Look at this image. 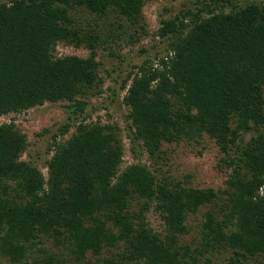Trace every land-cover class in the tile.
Instances as JSON below:
<instances>
[{"label":"trees","instance_id":"trees-1","mask_svg":"<svg viewBox=\"0 0 264 264\" xmlns=\"http://www.w3.org/2000/svg\"><path fill=\"white\" fill-rule=\"evenodd\" d=\"M148 1L0 4V117L57 102H67L70 121L84 114L99 82V36L80 30L70 11L112 13L139 25ZM194 1L206 10L162 22L156 36L167 41V53L127 74L122 103L129 139L149 159L163 144L214 140L223 154L217 169L227 175L222 209L214 210L220 197L212 189L173 186L140 163L120 172L123 149L107 125L80 122L60 142L69 132L65 123L52 137L45 178L20 160L25 136L13 123L0 124L4 264H199L197 256L220 250L231 252L224 264L264 258V5L225 11L228 0ZM58 43L89 54L56 58ZM207 206L214 209L203 213L195 248L181 245L187 216ZM149 211L162 232L150 227ZM45 239L62 253L43 248Z\"/></svg>","mask_w":264,"mask_h":264},{"label":"rangeland","instance_id":"rangeland-1","mask_svg":"<svg viewBox=\"0 0 264 264\" xmlns=\"http://www.w3.org/2000/svg\"><path fill=\"white\" fill-rule=\"evenodd\" d=\"M9 1L0 0V4ZM228 1L222 7L225 11L251 3L264 5V0ZM200 9L206 10L203 4L194 0H151L142 7L139 25H131L124 17L112 13L99 16L83 8L71 10L70 16L80 30L99 36V45L96 47V60L100 63L97 73L99 82L86 97L88 106L84 114L70 121L65 110L67 102H57L44 103L19 114L11 113L0 117V124L13 123L26 138V149L20 160L32 164L45 178L46 163L53 155L50 148L52 137L58 134L60 128L65 123L70 125L69 132L63 137H58L60 142H65L75 133L76 125L80 122L99 123L109 126L120 141L123 149L120 172L130 165L140 163L153 170L159 179L166 180L173 186L212 189L217 192L220 197V200L215 201L217 208L202 207L196 214L187 216L189 234L182 237L180 243L189 245L191 249L195 248V243L199 239L203 213L222 209L221 193L226 187L227 175L219 171L217 165L223 154L214 140L204 135L197 142L183 139L177 143L163 144L158 157L149 159L147 153L129 139L128 109L122 103L125 91L121 89V83L129 72L134 71L135 66L166 55L167 41L156 36L163 21L178 17L186 10L196 12ZM130 40L132 42L129 43ZM52 53L56 58L64 56L85 58L89 51L58 43ZM243 138L248 142L251 134L244 135ZM133 208L135 210L137 207L133 205ZM146 218L154 231H163L158 214L149 211ZM43 248L50 253H62L54 247L50 239L44 240ZM230 257V251L220 250L204 257L197 256V259L199 264H224ZM88 260L93 262L95 259L88 254ZM0 263H5L1 256ZM244 264H264V258L250 259Z\"/></svg>","mask_w":264,"mask_h":264},{"label":"water","instance_id":"water-1","mask_svg":"<svg viewBox=\"0 0 264 264\" xmlns=\"http://www.w3.org/2000/svg\"><path fill=\"white\" fill-rule=\"evenodd\" d=\"M246 141H247V139H246Z\"/></svg>","mask_w":264,"mask_h":264}]
</instances>
